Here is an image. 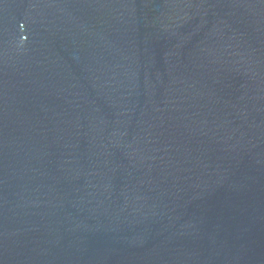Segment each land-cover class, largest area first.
Listing matches in <instances>:
<instances>
[{
    "label": "water",
    "instance_id": "obj_1",
    "mask_svg": "<svg viewBox=\"0 0 264 264\" xmlns=\"http://www.w3.org/2000/svg\"><path fill=\"white\" fill-rule=\"evenodd\" d=\"M0 264H264V0H0Z\"/></svg>",
    "mask_w": 264,
    "mask_h": 264
}]
</instances>
